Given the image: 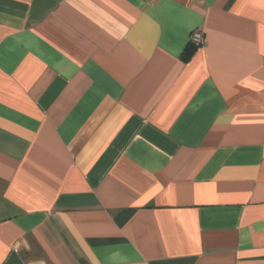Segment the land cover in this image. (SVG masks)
<instances>
[{
    "label": "crops",
    "instance_id": "obj_1",
    "mask_svg": "<svg viewBox=\"0 0 264 264\" xmlns=\"http://www.w3.org/2000/svg\"><path fill=\"white\" fill-rule=\"evenodd\" d=\"M0 264H264V0H0Z\"/></svg>",
    "mask_w": 264,
    "mask_h": 264
},
{
    "label": "built area",
    "instance_id": "obj_2",
    "mask_svg": "<svg viewBox=\"0 0 264 264\" xmlns=\"http://www.w3.org/2000/svg\"><path fill=\"white\" fill-rule=\"evenodd\" d=\"M189 44L193 45L197 50L206 48L204 34L200 30L193 31L189 36ZM18 245H16L17 247Z\"/></svg>",
    "mask_w": 264,
    "mask_h": 264
},
{
    "label": "trees",
    "instance_id": "obj_3",
    "mask_svg": "<svg viewBox=\"0 0 264 264\" xmlns=\"http://www.w3.org/2000/svg\"><path fill=\"white\" fill-rule=\"evenodd\" d=\"M196 51L197 49L193 45L189 44L183 53V60H189Z\"/></svg>",
    "mask_w": 264,
    "mask_h": 264
}]
</instances>
